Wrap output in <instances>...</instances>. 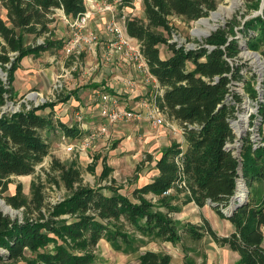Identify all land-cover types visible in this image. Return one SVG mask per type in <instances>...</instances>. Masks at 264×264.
<instances>
[{
  "label": "trees",
  "instance_id": "1",
  "mask_svg": "<svg viewBox=\"0 0 264 264\" xmlns=\"http://www.w3.org/2000/svg\"><path fill=\"white\" fill-rule=\"evenodd\" d=\"M102 1L131 4V0ZM142 1L144 17L128 16L125 31L139 42L149 72L162 89L153 102L168 119L184 126L186 149L176 141L164 148L154 160L156 175L134 188L132 197L114 186H108L109 193H104L103 187L84 182L76 159L63 162L52 156L48 168L40 169L45 180L56 186L62 183L68 193L46 208L41 180L32 181L30 198L22 195L18 183L16 194L5 196V200L13 207H24L25 215L20 220L0 213V261L92 264L102 239L116 250L134 253L150 240L176 244L182 243L183 234L194 240L207 234L218 245L237 252L236 264H264V145L254 147L249 136L241 134L237 152L232 148L237 134L231 120L237 118L245 94L252 100L257 98L256 72H245L237 61L241 48L234 28L240 21H228L202 43L187 48L169 41L164 33L171 34L169 18L197 20L214 10L219 0ZM247 1L248 9H260L262 0ZM0 4L8 21L0 17V65L8 73L7 81L0 78V105H4L7 97L15 95L12 82L21 59L61 47L51 39L55 10L61 9L67 18L74 19L86 11V0H0ZM261 10V14L245 19L239 31L245 37V47L264 58V7ZM29 34L35 39L43 37L44 42L26 44L25 35ZM161 44L169 51L164 57ZM65 100L59 96L55 101L29 108L24 103L18 110L0 113V196L8 190L11 176L35 174L49 156L47 131L58 128L69 138L80 137L76 125L52 117L54 106ZM47 107L51 108L49 114L38 113ZM257 109L264 122V102ZM147 160L153 161L152 156ZM111 170L105 165L101 178ZM239 179L246 191L241 205L235 194ZM168 190L186 191L185 202L193 201L199 207L212 204L233 230L221 236L205 218L201 225L175 220L171 213L178 208L171 206L172 197L164 194ZM149 194L157 197V203L147 197ZM26 251L32 256L27 258ZM138 261L170 264L171 255L148 249L139 252Z\"/></svg>",
  "mask_w": 264,
  "mask_h": 264
},
{
  "label": "rangeland",
  "instance_id": "2",
  "mask_svg": "<svg viewBox=\"0 0 264 264\" xmlns=\"http://www.w3.org/2000/svg\"><path fill=\"white\" fill-rule=\"evenodd\" d=\"M237 3L234 5L231 11L227 14H222V17L217 18L215 21L210 20L212 24L215 25L213 29L208 30L206 34H201L197 32V29L204 30L206 27L204 24L200 22L201 19L210 18L213 12H216L220 6L230 7L233 2ZM247 0H219L217 7L210 11L207 16L201 17L197 20L186 21L181 16H171L169 18L171 31L170 35L164 32L169 40H172L176 43L182 44L187 48H194L198 44L202 43L203 40L212 33L217 30L220 26H224L228 21H233L234 18L236 21H240L234 28L235 30V38L238 40L240 44V52L237 57V61L243 65V70L246 72L249 69L254 70L258 74L259 81H263L264 85V58L257 51H253L247 49L245 47V37L240 34V28L245 19H248L252 16H256L261 14L262 8L264 7V0L261 1V7L258 10L248 9ZM128 10L130 12H128ZM121 17L124 13L134 14V16L143 17L144 16V5L142 0H131V4L129 6H120L119 10L115 11ZM5 10L0 4V17L6 22L7 18L5 15ZM131 16V15H129ZM54 20L56 21V27L58 23L64 24L59 16L54 15ZM116 19V18H115ZM93 27H96L93 25ZM92 26H88L86 30L81 32L82 37H85L90 31L95 32L98 36V40H102L101 37L109 36L108 33L102 32L97 33ZM52 28V27H51ZM70 31V32H69ZM60 32H52L51 39L58 41L61 44L58 50L53 51L49 49L48 57L56 56V58L63 61V65L61 63H55L56 59L53 61H49L47 58L43 59L39 62L40 69L38 70H55L56 74L53 79L48 80L46 89H36L35 87L28 88L27 87V77L20 75L18 73V69L16 70L15 77L13 80L15 93L14 97H7L6 103L4 105H0V113L2 111H10L19 108L25 104H34V103H42L44 101L50 102L54 101L57 96H65L71 87L78 84H85L89 86V84L97 77V71L93 75H89V68L94 65L97 60L91 54V44L84 42L81 44L80 54H78V60L72 55L67 54L64 50V44L73 36L71 29L64 26V29ZM69 32V33H68ZM107 35V36H106ZM1 38V37H0ZM43 37L34 38L32 34L25 35V43L26 44H34L41 42ZM64 39L62 42L61 40ZM2 39H0L1 42ZM208 46V45H207ZM160 51L162 54H168L169 51L164 44L160 45ZM1 53V48H0ZM9 64L6 65L9 68ZM88 69H87V68ZM62 68H68L70 70V76H65L64 85L62 90L59 93H55L52 91V84L58 76H60ZM87 69V70H86ZM100 71V70H99ZM138 72L137 74L140 76L141 80L136 82L130 76H127L125 80L124 87H128L129 89H135L136 84L144 87V93L139 91H130L131 97L127 95V92L120 91L119 96L121 97V104L127 106L129 109H133L135 111L142 110L147 111L148 108L151 107V102L154 99V96L160 92L159 88L156 87L155 82L152 80H147L146 75L143 72ZM8 73L5 69H3L0 65V78L3 81H7ZM98 77H100L98 75ZM136 82V83H135ZM262 84V83H261ZM260 86V85H259ZM258 86V87H259ZM100 92L98 94L101 93ZM108 91V90H106ZM246 95V94H245ZM244 101L242 102L238 116L239 120L235 123V126L238 128L248 129L252 128V132L255 138H260L261 142L264 143V122L257 121L254 125L250 126L248 124V119L246 116L248 112L253 113L256 111L255 105L252 103V99H250L247 95L245 96ZM127 103V105L125 104ZM140 103L147 104L141 107ZM127 108V109H128ZM48 110V109H45ZM43 111V110H42ZM77 111V110H76ZM73 112L72 116L66 120L68 124L76 125L77 129L80 130V137L69 138L64 135L62 131L58 128L53 129L51 131H47L50 145V154L47 156L44 161L37 167V172L31 175H20V176H11V181L8 184V190L0 196V200L4 202L6 206H8L12 212H5L0 205V213L2 215L8 216L11 219L18 218L20 220L23 219L24 207L16 208L8 204L5 200V196H12L16 194V186L18 183L22 185V195L30 198L32 196L31 184L32 181L41 180L44 184L43 192H44V203L46 204V208L48 206L55 204L56 202L62 200L66 195L67 191L62 183L59 186H56L49 181L45 180V175L42 173L40 167L48 168V162L51 161L52 156H56L63 162H70L74 159L77 160V164L81 169L82 176L84 182L94 186V187H103L104 193H109L108 186H114L119 188V192L132 197V191L136 187H140L145 184L149 180L153 179L155 173L153 175L152 168L154 169V160L160 154L159 152L166 148L171 142L175 141L177 137V133L179 128L177 126H171V124L166 125V123L162 125L155 126L151 122L143 119V122L136 126L133 121H137L135 119L123 120L121 122H116L114 124L108 125L109 133L106 135L97 136L92 140L91 146L84 150L82 153H67L65 151V146L69 143H75L82 136L89 135L91 130L94 127H98L101 124L108 123L101 115L100 117H91V112L87 111V113L82 112ZM79 114V117L77 116ZM244 114V115H243ZM64 116V114H63ZM166 121L171 122L164 115ZM62 118V115L59 114L55 116V119ZM246 118V120H245ZM62 120V119H60ZM145 120V121H144ZM132 121V122H131ZM123 123V124H122ZM131 123V124H130ZM94 126V127H93ZM44 134H46L44 132ZM181 134V133H179ZM159 138H165V140L161 141ZM264 145V144H263ZM159 154V155H158ZM152 156L153 161H148L147 157ZM159 158V157H158ZM107 165L112 168L107 177L101 178V172L103 167ZM90 168L93 170L91 171ZM40 174L41 178L38 177ZM167 195L171 196L172 199L170 201L171 206H176L177 211H173L171 216L181 222V223H191L194 225L203 224V216L200 224L194 223L191 220H182V216H195L197 215L196 210L193 209V205L188 204L192 201L185 202L186 200V191L175 192V190H171ZM148 198H151L153 202L157 203V197L152 196L151 194L147 195ZM161 210L166 211L167 209L161 207ZM45 212V208L43 209ZM33 216L32 214H28ZM215 227H221V224L213 221ZM219 234L225 233L227 234V229L222 228ZM218 232V231H217ZM210 236L205 234L202 239L194 240L188 234L182 235V243H176L169 245V248H166L161 245L163 242L159 240H150L144 246H142L138 252L134 253H125L123 251H119L114 249L108 242L102 240L101 243L96 247V260L92 264H138V254L143 251L145 247H148L149 243L155 242L158 244L157 246L163 250V252L168 253L167 251L172 252L173 264H185V262L189 261L191 264H236L238 260L237 252L232 251L227 246H220L215 241V245L212 249L209 248ZM264 246V242H263ZM161 250V251H162ZM170 254V253H169ZM31 253L26 251V257H31ZM0 264H25V260H19L18 262H12L10 260L0 261Z\"/></svg>",
  "mask_w": 264,
  "mask_h": 264
},
{
  "label": "crops",
  "instance_id": "3",
  "mask_svg": "<svg viewBox=\"0 0 264 264\" xmlns=\"http://www.w3.org/2000/svg\"><path fill=\"white\" fill-rule=\"evenodd\" d=\"M101 2H102V0H86V12H88L90 15L89 19H88V26L93 27V25H95L96 27H93V29L98 34L101 33V31L102 32L104 31L106 33L105 23L109 19H114L117 22L118 26H120L125 31V19L129 15L134 16V14L128 15L127 13H124L120 17L119 12H117V14H115V11L119 10L120 5L119 6L117 5V8H114L113 11H107V10H104L102 8ZM128 12H130V11L128 10ZM5 13H6V10H5ZM118 13H119V15H118ZM54 15L59 16V19L64 24L59 22L57 27H56L57 19H56V21L54 20L51 24L52 32L58 31V32L62 33L61 30H63L64 26L66 27V25L68 26L69 29H71L72 33L74 32L73 28L70 26V23L67 21V18L61 9H56ZM68 20H72V19L69 18ZM108 35L109 36L106 35L107 37H105V36L101 37V34H100L99 35L100 38H103V39L98 40L97 43L91 47V49H92L91 50V54H92L91 57H93V56H94V58L96 57L95 59L97 61L95 63H93L94 65H92L89 68V70H91V71L88 72V74L94 75L96 70H98L97 71V77L94 78V80H92V82L89 84V86H86L85 84H78L77 86L76 85L70 86L71 87L70 89H72V90H69L67 92V94L65 96H63V97H66V100L58 102L54 106L53 114H52L53 119H55V116H58L59 114H61L62 118H59V119H62V121L67 123V121L63 120V119L70 118L72 116V113L75 112L76 110H77L76 112H82V113H87V111H89V112H91V115H92L91 117H95V116L100 117L99 109L97 108V104H96L97 98L99 96L98 93L100 92V90H104V91H101V93L102 92H109L111 94H114L119 99H121V97L119 96L120 91L127 92V95H129V97H131V92H130L131 90L136 91L137 93L139 91H141L142 93L145 92L144 87L139 85V84L138 85L136 84L135 89H129L128 87L123 86V85H125V80H126L127 76H130L136 82L141 80L140 76L137 74L138 72H136L132 63L125 60L121 55H118V54L114 55L113 58L108 62H105L102 59L103 51L105 50V45H106L107 41L110 39V34H108ZM61 41L63 42L64 39H62ZM1 42H2V40H1ZM159 48H160V45H159ZM58 49H59V47L57 46V47H54L52 50L55 51ZM48 53H49V50H46V51L40 53V55H38V56L27 55L21 59L20 65L17 69H18V73L20 75L27 77L26 84H27L28 88L35 87L36 89H46L47 84H48V80L51 81L53 79L52 77H54L55 75H59V74H56L55 70H51V69L38 70V69H40L39 62H41L45 58H47L50 62L53 61V59H56L55 63L59 62L63 65V61L56 58V56L48 57ZM160 54L163 57L167 55V54H162V52H160ZM72 55L78 60V54L75 53ZM62 69L63 70H61L60 75H65L66 73H68L70 71V70H68V68H62ZM16 70H15V72H16ZM14 75H15V73H14ZM70 75L71 74L69 73L68 76H70ZM98 75L100 77H98ZM155 85H156V83H155ZM12 87L14 90L13 83H12ZM106 90H108V91H106ZM159 90H160V92L157 94L162 93V89L159 88ZM60 94L58 95V97L60 96ZM58 97L55 100H57ZM125 104L127 105V103H125ZM140 104H141V107H143V105L144 106L147 105L145 103H140ZM124 107L126 109L128 108L125 105H124ZM45 109H48V110H45ZM45 109L43 111L42 110L38 111V113H40L42 115L49 114V111L51 110V108L47 107ZM63 114H64V116H63ZM170 121H171L170 123H169V121L168 122L166 121V125L171 124L172 127L177 126L176 128H179V131H180L181 125L178 124V122H176L174 120H170ZM141 122H143V119L133 121L132 123H135L137 126ZM108 133H109V131H108ZM179 133H181V134H179ZM179 133H177V137L175 138V141L180 143V147L183 150H185L186 146H187V141L184 137V134L182 132H179ZM159 139L161 141L165 140V138H159ZM161 153H162V150L159 152V154L161 155ZM160 155L158 157H160ZM158 157H156L155 160ZM152 160H153V157H152ZM152 173H153V175H154V173L156 175L157 170L155 168L154 169L152 168ZM151 180H149V181H151ZM175 192H177V191L175 190ZM178 192H180V191H178ZM188 204L193 205L192 207L194 210H196L197 215H195L193 217L192 216H190V217L182 216V218H181L182 220L183 219L184 220H191L194 223L200 224V221L202 220V217H201V215H202L208 221V223L211 225L212 229L218 235L226 236L225 233L219 234V233H221L220 232L221 230H219V229H222V228L227 229V231H226L227 234H229L233 230V226L231 225V223L227 219L222 218L214 210L213 206H211L209 204H205L204 206L199 207L193 201L191 203H188ZM213 221L218 222V223H223V224H221L220 228L215 227V224H213ZM209 239H210L209 247L207 250H209V248L212 249L213 246H216L214 243V240L211 237ZM102 240H104V239H102ZM102 240L99 241V244L101 243ZM157 245L158 244H156L155 242H151V243H149L148 247H145L143 249V251L148 250V249L154 250V251H161L162 249H160ZM161 245L163 246V248L164 247L169 248V245H172V244L169 242H163ZM167 252H168V254L170 253V255H171L170 264H173L174 261H173V257H172V252L171 251H167Z\"/></svg>",
  "mask_w": 264,
  "mask_h": 264
},
{
  "label": "built area",
  "instance_id": "4",
  "mask_svg": "<svg viewBox=\"0 0 264 264\" xmlns=\"http://www.w3.org/2000/svg\"><path fill=\"white\" fill-rule=\"evenodd\" d=\"M101 6L104 10L107 11H113L114 8H117V1L115 2H106L102 1ZM89 13L84 12L80 15H78L76 18L72 20L67 21L70 23V26L73 28V36L70 39V41L65 42L64 44V50L67 54H80V48L81 44L83 45V39L84 42L90 43V46H94L98 41V36L95 32L90 31L85 37H82L81 32L83 30H86L88 27V19H89ZM105 30L108 34H110V39L107 41L105 45V50L103 51L102 59L105 62L110 61L114 55L118 54L121 55L125 60L129 61L133 64L135 70L139 72H143L146 75L147 80H152L156 83V87H159V84L154 76H152L149 72V68L147 66V63L140 51V44L137 41V39L130 37L120 26H118L117 22L114 19H109L105 23ZM44 39L38 43H43ZM172 41V40H169ZM179 44V43H178ZM69 73H66L65 75H60L57 77V79L54 80L52 84V91H55V93H59L64 85V78L65 76H68ZM257 74V72H256ZM257 74V81L255 88L257 90V98L256 100H252V103L255 105L256 111L253 113L248 112L246 116L248 119V124L250 126L254 125L257 121H262L261 117L258 115L257 106H259L260 102H264V85L263 81H259ZM262 83V84H261ZM260 85V86H259ZM259 86V87H258ZM45 102V101H44ZM43 103V102H42ZM41 104V103H40ZM97 108L99 109V114L108 121V123L101 124L98 127H94L90 132L89 135L82 136L80 139H78L75 143H69L65 146V151L68 153H82L84 150L89 148L91 146L92 140L100 135H106L108 133V125L109 124H115L116 122H121L123 120H140V119H146L147 121L151 122L153 125L158 126L166 123V119L164 117V114L159 110L155 102H151V107L148 108L147 111L142 110H133V109H126L124 106H122L120 99L109 92H102L99 94L97 101ZM31 105L37 106L39 103L34 104H26V107L29 108ZM19 108L15 109L18 110ZM253 116V118H251ZM77 116L79 117V114L77 113ZM239 120V116L237 118L231 120V125L234 129V131L237 134V138L232 144V148H235V152H237L238 145L240 144V136L241 134H246L249 136V138L253 142V146L257 147L260 145H263L264 143L261 142L260 138H255L252 132V128H238L235 126V123ZM246 120V118H245ZM192 125H188V127H191ZM184 126L180 127V131L184 132ZM180 186H185L184 183H181ZM237 189L239 190V194L236 195L237 202L240 203L245 198V186L244 182L239 179L237 180ZM171 190H168L164 192V194L169 193ZM230 205L223 209L224 212H227Z\"/></svg>",
  "mask_w": 264,
  "mask_h": 264
},
{
  "label": "bare ground",
  "instance_id": "5",
  "mask_svg": "<svg viewBox=\"0 0 264 264\" xmlns=\"http://www.w3.org/2000/svg\"><path fill=\"white\" fill-rule=\"evenodd\" d=\"M237 2L234 1L233 4L230 6V7H223V6H220V8L216 11V12H213V14L211 15L210 18H204V19H201L200 22L202 24H204V26L206 27V29L204 30H200V29H197V32L198 33H201V34H206L208 32V30L210 29H213L215 27L214 24H212L210 22V20H216L217 18H220L222 17V14H227L229 11L232 10V8L234 7V5L236 4ZM244 115V114H243ZM0 205L2 207V209L5 211V212H12L11 209L6 206L4 204V202L2 200H0Z\"/></svg>",
  "mask_w": 264,
  "mask_h": 264
},
{
  "label": "water",
  "instance_id": "6",
  "mask_svg": "<svg viewBox=\"0 0 264 264\" xmlns=\"http://www.w3.org/2000/svg\"><path fill=\"white\" fill-rule=\"evenodd\" d=\"M235 194H236V195L239 194V190H238V189L236 190ZM243 201H245V198H244V199H243L238 205H241V203H243ZM209 205L213 206L212 204H209Z\"/></svg>",
  "mask_w": 264,
  "mask_h": 264
}]
</instances>
